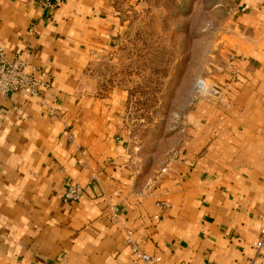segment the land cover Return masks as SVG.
Masks as SVG:
<instances>
[{"label": "crops", "instance_id": "0c3cea01", "mask_svg": "<svg viewBox=\"0 0 264 264\" xmlns=\"http://www.w3.org/2000/svg\"><path fill=\"white\" fill-rule=\"evenodd\" d=\"M42 1L0 0V47L48 83L0 97V264H144L133 245L159 264H244L264 229V0H232L208 77L222 98H196L158 144L137 143L126 92L94 73L117 0Z\"/></svg>", "mask_w": 264, "mask_h": 264}, {"label": "rangeland", "instance_id": "374dc122", "mask_svg": "<svg viewBox=\"0 0 264 264\" xmlns=\"http://www.w3.org/2000/svg\"><path fill=\"white\" fill-rule=\"evenodd\" d=\"M116 4L120 27L115 43L94 73L104 90L126 92L125 122L137 143L141 136L157 144L166 138L171 141L180 132L185 109L196 102V82L214 87L208 77L233 1L117 0Z\"/></svg>", "mask_w": 264, "mask_h": 264}, {"label": "built area", "instance_id": "2783aa9c", "mask_svg": "<svg viewBox=\"0 0 264 264\" xmlns=\"http://www.w3.org/2000/svg\"><path fill=\"white\" fill-rule=\"evenodd\" d=\"M61 0H44L42 5L54 10L60 5ZM48 87V83L37 79L34 76V69H30L28 64L19 56L9 59L2 47H0V97H12L18 94H25L40 98L41 90ZM196 98L200 99H221L220 90L216 87H208L203 80H198L195 85ZM48 113L51 112L47 110ZM166 166L160 169L159 174L164 173ZM82 195V189L77 185H67L63 193L65 202L78 200ZM128 243L131 241L128 240ZM264 246V229L260 231L258 240L254 243V255L244 264H262L261 249ZM132 253L136 255L144 264H159V256H151L140 252L137 246H132Z\"/></svg>", "mask_w": 264, "mask_h": 264}]
</instances>
